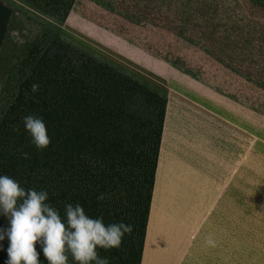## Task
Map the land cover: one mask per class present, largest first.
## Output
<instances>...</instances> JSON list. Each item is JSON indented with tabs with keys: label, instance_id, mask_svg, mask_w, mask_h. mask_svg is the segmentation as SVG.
Here are the masks:
<instances>
[{
	"label": "trees",
	"instance_id": "1",
	"mask_svg": "<svg viewBox=\"0 0 264 264\" xmlns=\"http://www.w3.org/2000/svg\"><path fill=\"white\" fill-rule=\"evenodd\" d=\"M53 2L51 14L65 19L74 0ZM11 15V8L0 0V47ZM41 45L33 43L18 63L17 81L1 112L0 176L15 179L25 190H46V202L64 222L65 206L79 203L88 216L103 217L106 225L132 224L133 232L124 236L119 249L97 251L109 264H140L166 96L147 91L91 51L69 57L52 45ZM34 83L40 86L35 93ZM141 94L149 98L147 107L153 112L143 115L130 110L133 99L145 100ZM29 114L46 124L51 143L45 149H37L25 129L23 118ZM176 118L168 111L166 133L172 131ZM17 126L18 132L13 130ZM101 193L105 199L98 201ZM179 212L167 209L163 201L152 211L145 254L151 253L153 262L167 264L172 251L182 247L183 225L169 224L174 216L181 218ZM8 227V217L0 212V229ZM8 245L7 237L0 241V264L8 259ZM36 249L39 264H49L39 243ZM67 255L68 264H78Z\"/></svg>",
	"mask_w": 264,
	"mask_h": 264
},
{
	"label": "crops",
	"instance_id": "2",
	"mask_svg": "<svg viewBox=\"0 0 264 264\" xmlns=\"http://www.w3.org/2000/svg\"><path fill=\"white\" fill-rule=\"evenodd\" d=\"M200 1L74 0L65 22L167 82L140 264H158L151 253L145 254V241L160 201L181 212L169 224L184 229L183 245L172 251L167 264H264V247H252L233 235L231 226L215 215L238 170L240 180L246 176L239 166L248 159L247 50L241 39L232 43L222 31L219 36L210 32L209 20L201 28V13L209 12H202ZM168 111L177 118L166 133ZM209 234L215 247L205 244Z\"/></svg>",
	"mask_w": 264,
	"mask_h": 264
},
{
	"label": "rangeland",
	"instance_id": "3",
	"mask_svg": "<svg viewBox=\"0 0 264 264\" xmlns=\"http://www.w3.org/2000/svg\"><path fill=\"white\" fill-rule=\"evenodd\" d=\"M2 1L11 8L12 15L0 47V116L17 81V65L27 49L37 42L44 46L52 45L53 50H61L69 57L82 54L85 50L91 51L98 60L110 63L135 78L147 91L165 95V78L127 57L114 54L69 20L65 22L61 15L51 14L53 0ZM200 3L202 12H209L207 15L201 13V28L209 20L210 32L215 31L219 36V31H222L226 36L224 38L232 43L241 39L242 46L245 44L247 50L248 159L239 166L246 176L240 180L238 170L237 179L233 180L215 215L231 226L233 235L244 239L252 247H264V0H201ZM169 85L175 87L174 83ZM141 96L144 98L145 95ZM171 96L170 105L174 108V91ZM148 99L147 96L145 100L133 99L130 110L143 115L151 112L146 103H150ZM243 118L242 114L244 123ZM233 264H239V261L235 260Z\"/></svg>",
	"mask_w": 264,
	"mask_h": 264
},
{
	"label": "clouds",
	"instance_id": "4",
	"mask_svg": "<svg viewBox=\"0 0 264 264\" xmlns=\"http://www.w3.org/2000/svg\"><path fill=\"white\" fill-rule=\"evenodd\" d=\"M18 42L23 43V40ZM39 87L37 83L32 84V92H37ZM23 123L37 149L49 146L51 139L41 117L29 114L23 118ZM13 130L18 132L19 127ZM22 155L28 157V153ZM104 199L103 193L97 197L98 201ZM48 200L46 190H25L15 179L0 176V212L8 217L10 224L7 229H0V241L5 237L9 241L5 264H39L37 243L49 264H68V253L78 264H109L97 249H119L124 236L134 230L132 224L123 221L106 225L103 217L88 216L79 203L65 206L64 222L59 211L46 202ZM205 244L215 247L216 240L209 234Z\"/></svg>",
	"mask_w": 264,
	"mask_h": 264
}]
</instances>
